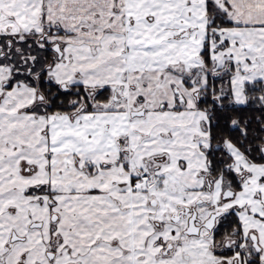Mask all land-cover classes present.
Masks as SVG:
<instances>
[{
    "label": "snow or ice",
    "instance_id": "snow-or-ice-1",
    "mask_svg": "<svg viewBox=\"0 0 264 264\" xmlns=\"http://www.w3.org/2000/svg\"><path fill=\"white\" fill-rule=\"evenodd\" d=\"M0 264H264V0H0Z\"/></svg>",
    "mask_w": 264,
    "mask_h": 264
}]
</instances>
